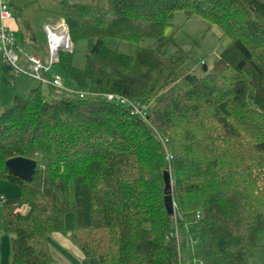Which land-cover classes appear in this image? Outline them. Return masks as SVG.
<instances>
[{"label": "trees", "instance_id": "obj_1", "mask_svg": "<svg viewBox=\"0 0 264 264\" xmlns=\"http://www.w3.org/2000/svg\"><path fill=\"white\" fill-rule=\"evenodd\" d=\"M64 3L72 41L88 39L83 66L74 64V49L59 50L66 77L81 89L144 101L147 117L99 95L61 91L48 99L41 84L3 105L0 179L21 188L0 206L10 264H47V236L66 229L101 264H248L264 229V0ZM178 11L206 18L229 38L203 75L186 64L185 50L161 52ZM147 36L160 45H141ZM109 37L136 48L121 52ZM15 73L3 60V80ZM15 155L37 160L31 180L6 165Z\"/></svg>", "mask_w": 264, "mask_h": 264}, {"label": "rangeland", "instance_id": "obj_2", "mask_svg": "<svg viewBox=\"0 0 264 264\" xmlns=\"http://www.w3.org/2000/svg\"><path fill=\"white\" fill-rule=\"evenodd\" d=\"M12 9L13 16L16 15L18 27L14 32L18 49L19 62L26 67V62L23 57L26 54H38L45 58L48 55V38L45 29V23L54 20L64 19L60 10L64 2L81 1L88 3L91 0H4ZM165 42L162 45L161 52L165 55L178 53L180 50L187 52L186 64L190 66L195 73L203 75L206 69H210L220 52L229 41L228 36L223 35L220 27L207 20L206 18L192 14L187 16L184 12L178 11L170 19L164 30ZM72 49H74L73 62L77 66H83L86 60V48L88 39L85 37L78 38L75 42L72 41ZM106 44L110 47L117 48L121 52L132 53L136 48L134 41L109 37L106 39ZM141 45L156 48L160 45L157 37L147 36L142 39ZM205 65L207 68L205 69ZM55 73L63 76L66 83L72 87H76L75 81L71 77H66L60 65L56 62L51 70L47 72L50 78ZM41 84V88L46 98L52 99L58 97L61 91L49 85L47 82H40L35 77H32L27 72H16L11 75V80L5 82L3 80V58L0 55V111L4 104L14 101L16 95L25 96L29 90L35 85ZM171 156V155H170ZM12 187L2 190L6 196H13L9 193L20 194L21 188L17 183L8 181ZM8 191V192H7ZM25 208V204L22 205ZM74 222L72 211L65 214V224L69 227ZM71 230V229H66ZM0 264H10L11 261V233L3 228L2 215L0 213ZM51 233L47 236L49 240ZM256 246L252 248L248 255V264H264V229L258 231L256 236ZM52 259V255H51ZM51 261V260H50ZM49 264V263H47ZM183 264V263H182Z\"/></svg>", "mask_w": 264, "mask_h": 264}, {"label": "built area", "instance_id": "obj_3", "mask_svg": "<svg viewBox=\"0 0 264 264\" xmlns=\"http://www.w3.org/2000/svg\"><path fill=\"white\" fill-rule=\"evenodd\" d=\"M12 15V9L9 4L4 0H0V55L3 60L12 65L15 72H27L39 81L50 83L66 94H78L82 97L87 95H99L107 100L125 103L130 107L132 112L139 114L143 118L147 117L148 104L144 101H137L114 91H94L72 87L65 82L63 76L59 73H55L52 78L47 75V72L51 70L54 63L59 59V50L61 48L72 49L73 47L69 28L64 19L58 20L56 23L54 20L45 23L48 38L47 58L38 54H26V67L20 64L18 54L20 46L17 43L14 33L6 24V19ZM4 199L5 195L0 193V206ZM171 234L177 236V229L171 232Z\"/></svg>", "mask_w": 264, "mask_h": 264}, {"label": "crops", "instance_id": "obj_4", "mask_svg": "<svg viewBox=\"0 0 264 264\" xmlns=\"http://www.w3.org/2000/svg\"><path fill=\"white\" fill-rule=\"evenodd\" d=\"M6 24L10 29L16 30L18 27V21L16 19V15L15 16L12 15L11 17L7 18ZM23 59L25 60L27 65V58L23 57ZM48 84L53 86L50 83ZM58 90L61 91L60 89ZM8 183H9L8 180L0 179V187L2 188V190H7L6 188L12 187L11 184ZM9 194L13 196H17L16 194L18 193H9ZM49 248L52 255L51 261L48 262L49 264H101L98 256H90L88 258L86 257L82 248L73 240L71 236V230L53 231L51 233V237L49 240Z\"/></svg>", "mask_w": 264, "mask_h": 264}, {"label": "water", "instance_id": "obj_5", "mask_svg": "<svg viewBox=\"0 0 264 264\" xmlns=\"http://www.w3.org/2000/svg\"><path fill=\"white\" fill-rule=\"evenodd\" d=\"M207 65H205V69ZM6 165L16 175L25 180H31L37 166V160L33 157L15 155L7 158ZM165 181V204L170 212L174 211L173 184L170 169L166 168L163 173Z\"/></svg>", "mask_w": 264, "mask_h": 264}]
</instances>
